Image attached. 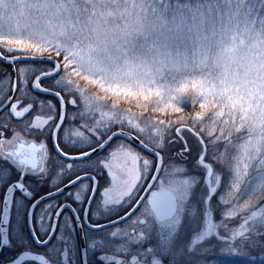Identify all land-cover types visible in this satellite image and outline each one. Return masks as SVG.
Wrapping results in <instances>:
<instances>
[{
	"label": "snow or ice",
	"instance_id": "1",
	"mask_svg": "<svg viewBox=\"0 0 264 264\" xmlns=\"http://www.w3.org/2000/svg\"><path fill=\"white\" fill-rule=\"evenodd\" d=\"M228 3L236 16L264 8V0ZM21 5L35 15L31 23L0 17V63L27 61L17 70L12 95L0 94V264H206L211 249L191 250V237L201 221L207 226L196 239L213 231L216 185L238 202L225 217L251 211L230 237L217 233L220 239L207 243L216 247L240 237L243 247L264 252V15L257 29L255 19L251 26L211 19L213 0L207 7L182 4L171 18L170 0ZM29 69L35 76L31 91L23 79ZM81 81L97 92L89 94ZM188 100L193 110L183 115ZM37 103L51 114L25 120ZM124 103L141 111L122 109ZM69 105L80 110L71 119ZM189 132L196 143L184 139ZM20 133L43 136L52 145L56 155L48 168L38 170L36 144L12 147ZM182 140L173 155L170 146ZM205 145L224 158L223 178L213 181ZM178 162L190 171L203 166L206 188L197 184L201 190H193L195 178L162 179L165 164ZM101 201L102 217L93 212ZM98 218L106 223L93 222ZM126 221L130 230L107 232Z\"/></svg>",
	"mask_w": 264,
	"mask_h": 264
},
{
	"label": "rangeland",
	"instance_id": "2",
	"mask_svg": "<svg viewBox=\"0 0 264 264\" xmlns=\"http://www.w3.org/2000/svg\"><path fill=\"white\" fill-rule=\"evenodd\" d=\"M218 3H220V9L221 11H224L225 9H227L229 7L227 0H224V2H220V0H217ZM47 54V53H46ZM48 55V54H47ZM81 86L82 87H87L89 89V91L93 90L94 88H92L91 86H88L85 84V82L81 81ZM89 94H92V92H89ZM111 103V101H108ZM127 104L131 107H135L138 110H135V112H140L141 109L139 107H137V105L132 104V103H124ZM123 105V104H122ZM121 105V108H123ZM183 106V105H182ZM193 110V106L191 104V101L188 100L186 107H184V113L183 115H187L190 111ZM158 116H161L160 118L163 119L164 117L159 114V113H155ZM176 115H181V114H170L169 118L170 119H175ZM174 130V129H173ZM174 132V131H173ZM187 139L189 141L192 140L193 143H196L197 141H193V139L191 137H189V135H186ZM168 140L171 141V137H168ZM191 142V143H192ZM206 152L208 154V159H206L208 162L213 163V167H214V177L215 175H221L223 178V172H222V167H226L225 165V160L223 157L219 156L218 153H216L215 151L212 150L210 145H206ZM205 147L201 146V150L204 151ZM220 151L224 150V145L221 143L218 146ZM197 157V153L195 155V159ZM234 163V161H233ZM190 165L184 164L182 162H178L176 163L173 167H169L168 164H165L164 167V171L162 173L163 175V179H189L190 181H192L195 178L196 183L192 184V189L199 192L201 190V188H206V185L204 183V178H205V173L203 171V173L201 172L202 170H200L199 168L196 170H189ZM258 169H253L252 170V178L253 180H258L259 177L256 175V172H258ZM222 183H223V179H222ZM197 184L201 185V188L197 187ZM225 200H230L231 202L228 204H225ZM236 201L231 200V198L228 196L227 194V188L220 185L219 191L215 196V199L213 200V202H211L210 206L213 207V211L211 212L213 215L218 216L219 218V222H218V228H219V233L220 235H227V236H231L232 234V229H238L240 227V224L242 222V218L246 215L250 214V211H245V212H240L237 214V217H225L224 216V211H227L229 209H231L233 207V205H235ZM219 204L222 206V208L217 209L215 206ZM255 210V209H252ZM214 212V213H213ZM239 217V218H238ZM258 219V218H257ZM207 225L201 221V228L199 231L194 232L192 234L191 240H196V237L201 233L202 230H204V227H206ZM219 237V236H218ZM220 238V237H219ZM198 240V239H197ZM193 244V243H192ZM230 248H231V244L230 242L227 241V243H223L220 245H217L216 247H213L211 244L207 243L206 241L204 243H202L201 245H199L197 248L193 247L191 245V250L197 251V252H201L204 251L205 249H211L210 251L207 252L206 254V264H264V254H261L259 256H257V253L253 254L256 255L255 256V260H252L253 256H249L248 255V250L245 253L246 258H242V259H235L232 260V256L234 255H240V251L237 252H233L231 255L230 253Z\"/></svg>",
	"mask_w": 264,
	"mask_h": 264
},
{
	"label": "flooded vegetation",
	"instance_id": "3",
	"mask_svg": "<svg viewBox=\"0 0 264 264\" xmlns=\"http://www.w3.org/2000/svg\"><path fill=\"white\" fill-rule=\"evenodd\" d=\"M45 55H47V54H45ZM26 63H27V61H21L18 64H16L15 66L0 63V94H3V92H7L8 95H12V91H11L12 86L16 85L18 80H19V75H18L17 70L20 69L21 67H23ZM34 67L40 68L41 66L35 65ZM38 74H39V72L35 73V75H38ZM9 77H10V79H9ZM23 79L27 82L28 89L31 91V81L35 79V76L32 74L31 69H29V71L24 74ZM46 83L47 82H45V84ZM21 90H22V85H18L17 90H16L17 97H19V93ZM89 92L96 93L97 90L94 88L93 90H91ZM35 94L38 97H41V94L39 92H36ZM41 98L44 100H47V101L52 100V97H50V96H42ZM108 103L111 104L110 102H108ZM5 111H7V110H5ZM67 111L69 113V119H71V113L73 111H80V110L75 109L69 105L67 108ZM50 114L51 113L48 112L46 104L41 106L39 103H37L36 108L29 114V116H26L24 119L30 121L31 118H33L36 115L46 116V115H50ZM57 119H58V117H57ZM21 122H23V121H21ZM76 123L79 124V123H81V121L77 120ZM53 127H54V125H53ZM113 130L115 131L116 129H113ZM61 135H63V130H61ZM8 139H11V134H9ZM120 139H123V138H120ZM184 139L188 140L186 137V134H185ZM42 141L44 142V145H45L44 148L39 147V145ZM190 142H192V140ZM20 143L25 144V146H26L25 150H27L28 145H31V144L37 145V148L35 150V155L37 157L38 170L41 168H45V169L48 168L50 165V162H51V157H54L56 155L55 152L52 151V145L50 143H48V141L43 136H40L38 138L35 134L20 133V138L15 141V143L12 145V147H18L20 145ZM183 144H184L183 140L176 142L174 147L170 148L171 153L173 155H176V153L180 152V150L183 148ZM6 148H7V145L5 146V149ZM157 151H159V150L157 149ZM145 154H147L146 151H145ZM161 155H164V153H161ZM179 159L180 158L177 157L178 161H179ZM185 159H187V154H185ZM163 171L161 172V178L162 179L164 178L162 175ZM149 179H150V177H149ZM157 185H159V180L157 181ZM57 187H59V185H57ZM51 190H52L51 188L45 189V191H51ZM40 194L43 195V192H41ZM53 199H57V198L53 197ZM47 202L48 201H45V203H47ZM60 202L61 203L64 202L63 197H60ZM37 211H39V209H37ZM93 212L97 213L98 216H101V217L104 215L105 209L103 207L102 201H101V207L100 208L93 207ZM0 215H2V211H0ZM111 219L115 220V217H112ZM62 220H63V217H61V221ZM93 222L100 223V224L106 223L105 220L102 218L95 219ZM13 223H14V220H13ZM116 229H124L127 231V230L131 229V225L127 221L122 223V224L121 223H114V224H112V226L110 228L107 229V232L109 234H111V232L116 230ZM59 231H60V229L58 228L57 229L58 234H59ZM0 239H2V238H0ZM118 239L119 238H117V241H118ZM2 247L3 246L0 245V250H2ZM32 251H34L36 254H42V249H39V248L32 249ZM101 254L102 253L97 252L96 255L98 257ZM129 259H130V257H129ZM24 264H40V262L35 261L34 259H28L24 262Z\"/></svg>",
	"mask_w": 264,
	"mask_h": 264
},
{
	"label": "clouds",
	"instance_id": "4",
	"mask_svg": "<svg viewBox=\"0 0 264 264\" xmlns=\"http://www.w3.org/2000/svg\"><path fill=\"white\" fill-rule=\"evenodd\" d=\"M220 2L222 3L224 0H220ZM234 2L235 0H233V6ZM170 3L172 7L167 13L169 18H171L173 11H180V5L185 3H190L193 6L200 3L207 7V0H170ZM183 11L187 12V9H183ZM261 15H264V8L257 7L249 13H241L239 16H236L233 8L228 7L224 11H221L220 3H218L217 0H213V12L211 13V19L216 21H229L234 25H244L247 23L251 26V21L255 19L257 20L256 27L258 29L260 27L258 17ZM0 17L5 20H11L12 22L19 19L21 23H31L32 19L35 18V15L29 13L27 9H22L21 0H0Z\"/></svg>",
	"mask_w": 264,
	"mask_h": 264
},
{
	"label": "trees",
	"instance_id": "5",
	"mask_svg": "<svg viewBox=\"0 0 264 264\" xmlns=\"http://www.w3.org/2000/svg\"><path fill=\"white\" fill-rule=\"evenodd\" d=\"M122 109H130V110H132V111H135V110H138V109H136L135 107H131V106H129V105H127V104H123L122 105ZM153 115H155V116H158V115H156V114H153ZM159 117H161V116H159ZM179 125H176V127H178ZM172 147H174V146H170V148H172ZM203 147H205V148H203L204 150H206V145L205 146H203ZM158 150H160L159 148H157ZM198 160H199V158H198ZM207 163H210V162H208L207 160H205V164H207ZM201 167V166H200ZM215 180V177L213 176V181ZM217 187V189H218V191H219V188H220V185H217L216 186ZM218 191L215 193V195H214V197L211 199V201H210V204H211V202H213V200L215 199V196H216V194L218 193ZM214 213V212H213ZM210 220H211V223H212V225H213V231L210 233V235L209 236H207V237H205V240L204 241H200V240H194V244L198 247L199 245H201L202 243H204L205 241L207 242V241H211V240H213L214 238L216 239V240H219L220 238L218 237V235H217V233H219V228H218V222H219V218H218V216H215V215H213L212 213H210ZM205 228V227H204ZM203 231V230H202ZM201 231V232H202ZM201 234V233H200ZM199 234V235H200ZM228 242H230V244H231V248L232 247H235L238 243L240 244V246H239V248H238V250L237 251H240V255H234V256H232V260H235V259H237V260H239V259H242V258H246V257H244L245 256V253L247 252V250H248V255L249 256H256V255H253V254H255V253H257V256H259V255H261V254H264V252H262V250L261 249H259V248H253V249H249V248H245V247H243L242 246V243H241V238L240 237H236V239L235 240H232V239H230V240H228ZM199 244V245H198ZM230 248V249H231ZM237 251H235V252H237ZM233 253V251H230V255Z\"/></svg>",
	"mask_w": 264,
	"mask_h": 264
},
{
	"label": "water",
	"instance_id": "6",
	"mask_svg": "<svg viewBox=\"0 0 264 264\" xmlns=\"http://www.w3.org/2000/svg\"><path fill=\"white\" fill-rule=\"evenodd\" d=\"M138 144V141L136 142ZM147 152V150H145ZM205 177H207V170L204 169ZM213 179V178H212ZM205 185L207 186V181L204 180ZM217 186V185H216Z\"/></svg>",
	"mask_w": 264,
	"mask_h": 264
},
{
	"label": "bare ground",
	"instance_id": "7",
	"mask_svg": "<svg viewBox=\"0 0 264 264\" xmlns=\"http://www.w3.org/2000/svg\"><path fill=\"white\" fill-rule=\"evenodd\" d=\"M194 241V240H193ZM191 245H194V243L193 244H191Z\"/></svg>",
	"mask_w": 264,
	"mask_h": 264
}]
</instances>
